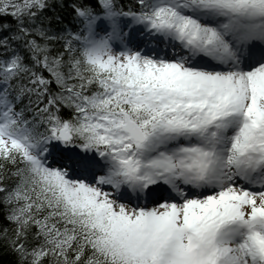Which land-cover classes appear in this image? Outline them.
Here are the masks:
<instances>
[{
  "label": "snow or ice",
  "instance_id": "1",
  "mask_svg": "<svg viewBox=\"0 0 264 264\" xmlns=\"http://www.w3.org/2000/svg\"><path fill=\"white\" fill-rule=\"evenodd\" d=\"M0 264H264V0H0Z\"/></svg>",
  "mask_w": 264,
  "mask_h": 264
}]
</instances>
